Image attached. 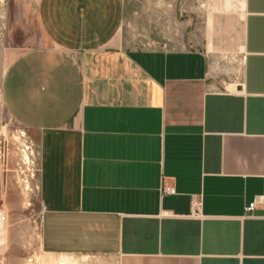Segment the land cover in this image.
I'll use <instances>...</instances> for the list:
<instances>
[{
	"label": "crops",
	"instance_id": "crops-1",
	"mask_svg": "<svg viewBox=\"0 0 264 264\" xmlns=\"http://www.w3.org/2000/svg\"><path fill=\"white\" fill-rule=\"evenodd\" d=\"M104 1L13 10L0 106L36 148L42 245L108 264H264V0H242L235 73L197 48L100 41Z\"/></svg>",
	"mask_w": 264,
	"mask_h": 264
},
{
	"label": "rangeland",
	"instance_id": "rangeland-1",
	"mask_svg": "<svg viewBox=\"0 0 264 264\" xmlns=\"http://www.w3.org/2000/svg\"><path fill=\"white\" fill-rule=\"evenodd\" d=\"M16 1L6 0L4 18L0 17V87L12 53L9 48L14 42ZM109 1L101 3L102 16L96 17V38L100 41L116 36L130 47L197 48L233 68L234 73L241 65L242 0ZM229 73L233 75L232 71ZM21 131L26 133L1 105L0 146L5 145L9 150L18 147ZM10 189L6 236L3 238L6 241L0 244V264H57L62 258L69 260V264H108L107 257L96 253L49 252L42 245L40 220L32 223L41 215L39 191L32 207L23 208L22 196L15 185Z\"/></svg>",
	"mask_w": 264,
	"mask_h": 264
},
{
	"label": "built area",
	"instance_id": "built-area-1",
	"mask_svg": "<svg viewBox=\"0 0 264 264\" xmlns=\"http://www.w3.org/2000/svg\"><path fill=\"white\" fill-rule=\"evenodd\" d=\"M6 0H0V17L4 18ZM149 48V47H146ZM245 55L241 56V63ZM21 142L16 148L11 150L5 145L0 146V221L7 222L8 220V202L7 197L12 185H15L17 191L22 196V207H32L33 199L39 191V186L36 182L37 167H36V148L33 141L23 131L19 132ZM162 193L173 194L175 189L172 186L164 183L162 185ZM262 196H256L246 207V212L253 211L261 205ZM192 215L200 216V202L194 201L192 205ZM44 210L42 207L40 217H37L32 223L40 220L42 222ZM31 224V223H30Z\"/></svg>",
	"mask_w": 264,
	"mask_h": 264
},
{
	"label": "bare ground",
	"instance_id": "bare-ground-1",
	"mask_svg": "<svg viewBox=\"0 0 264 264\" xmlns=\"http://www.w3.org/2000/svg\"><path fill=\"white\" fill-rule=\"evenodd\" d=\"M6 236L5 222L0 221V244L4 243V239ZM1 248V247H0ZM2 253V252H1ZM69 260L66 258H62L57 264H69Z\"/></svg>",
	"mask_w": 264,
	"mask_h": 264
}]
</instances>
